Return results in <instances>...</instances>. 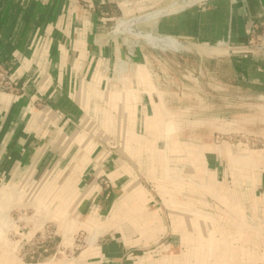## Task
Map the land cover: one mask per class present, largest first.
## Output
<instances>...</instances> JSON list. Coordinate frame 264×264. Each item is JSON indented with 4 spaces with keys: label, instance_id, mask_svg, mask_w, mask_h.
<instances>
[{
    "label": "crops",
    "instance_id": "1",
    "mask_svg": "<svg viewBox=\"0 0 264 264\" xmlns=\"http://www.w3.org/2000/svg\"><path fill=\"white\" fill-rule=\"evenodd\" d=\"M82 1L0 0V64L22 92L0 93V189L11 191L20 170L44 175L41 187L67 174L53 187L56 205L84 220L63 239L90 237L74 264H264V149L175 129L196 122L195 106L183 101L188 91L201 95L217 124L225 115L212 103L226 104L227 92L264 102V52L242 49L264 0H209L142 22L144 33L161 38L144 42L136 75L121 89L108 85L104 61L122 55L96 47L94 34L103 12L122 9L116 0H89V12ZM166 1L142 0V12L163 11ZM191 59L196 68L185 65ZM38 101L45 110H36ZM95 110L118 132L121 153L97 143L113 137L94 125ZM99 169L110 190L95 179ZM0 264L27 263L0 247Z\"/></svg>",
    "mask_w": 264,
    "mask_h": 264
},
{
    "label": "rangeland",
    "instance_id": "2",
    "mask_svg": "<svg viewBox=\"0 0 264 264\" xmlns=\"http://www.w3.org/2000/svg\"><path fill=\"white\" fill-rule=\"evenodd\" d=\"M116 1L118 5H120L122 12L113 13V11L116 10V6H111L110 12H103L104 15L102 18L105 20L100 19V23H98V28L94 34V43L96 47L104 49L106 52L108 50V52L113 53L115 56L122 55V59L113 62L111 65L107 61H104V69L108 78V85L110 87H118L121 89L123 88L126 79L129 80L131 75H136L138 69V62L136 61L137 51L142 50V45H146L144 40L136 36L137 33H144V31H142V22H138V19H141L142 16L144 17V15L148 13L142 12V0ZM185 1L190 0H173L170 4L175 5ZM81 3L85 10H88L89 12L94 10L93 5L89 0H83ZM165 4H169V0L166 1ZM201 4L202 3L196 4L194 7L197 8L199 5L202 6ZM168 7L169 6L164 7V10ZM175 12L178 11L172 13ZM88 16L89 14H87V17ZM128 23L130 26H128ZM160 38L161 37H156L154 41L155 44L159 43ZM155 48L158 47L156 46ZM185 65L192 69L193 67L196 68L198 63L191 59V61L185 63ZM1 66L7 74L5 76V81H2L3 77H0V93L11 97L21 96L22 92H20L19 84L11 78L9 70L4 65ZM207 82L208 79L200 80L199 85H202V83L207 84ZM5 83H10V85L13 86L14 91L8 90ZM191 85H193L192 82ZM227 93L228 101L226 104L221 103V105H218V102L212 103L217 109L220 106L222 109L221 113L223 112L222 114L225 115L224 117H221V123L217 124L214 121H218V119L214 120V117H212L210 121L207 120L208 118H211L209 117L210 112L203 109L201 95L193 93L192 91L186 92L183 101L195 106L194 111L197 119L193 125H178L175 129L185 135L194 134V137L199 136L203 138H207L211 133L216 132L223 138L222 140L229 142L230 144L236 146L242 144L247 146V149L249 148L252 150L264 149V102L252 101L250 94H247L248 92L245 91L241 93ZM99 99L100 97L94 99L96 106L101 104L99 103ZM35 107L37 111H43L47 106L45 103L38 101L36 102ZM257 107L259 108L257 109ZM215 112L218 114L217 110H213L211 114L214 115L216 114ZM203 118H205L208 123H204L202 120ZM92 119L94 125L100 132L102 131V133L107 134L108 137H113L111 142L97 141V143L101 145V149L111 153H118V151L121 153L122 144L114 139L118 132L113 130L112 127L109 128L110 130H106L104 124L101 125L96 110L93 111ZM255 142H258V145L254 147L252 143ZM119 159L123 160V158L120 157ZM101 169H99L98 173L95 175V179L99 178V186H102L105 190H110L112 185L111 181L103 175V170ZM24 171L25 170H20L18 177H14L15 185H13L11 191L7 192L0 189V230H2L3 233V236H0V247L3 248L4 252L16 256L21 262L27 264H30L31 262L34 264H74L83 249L87 246V241L90 237L88 238L86 233L81 232L73 242L67 238L63 239L64 232L73 230L72 227L76 225V223H81L84 220V217H77L78 214H75V208L72 206H62L66 211L65 213V211H59L57 207L58 205H56L58 201L54 198L59 195L58 189L53 187L62 184L66 179L67 174L65 176L63 175V178L61 177L60 179L56 178L58 174H54L49 179V183L50 185L52 184V186L49 187L50 185L46 184L41 187L44 182V175L41 173L36 174L35 172H33V174H23ZM135 175L139 178V181L142 184V173H135ZM126 180L127 179H125V181ZM70 181L71 183L68 182L67 187L71 189L70 185H73V180L71 179ZM34 188H38V190ZM33 191L40 194L39 198L32 199ZM51 201L55 203H51ZM87 224L90 223L87 221L85 223L86 227L92 225V223L90 225ZM46 226L51 227L57 233L59 238L56 247L59 246L58 251L64 253L55 255V251H53L52 254L45 256L39 261L31 260L25 255L26 251H23L21 247L25 242L31 241L33 237ZM4 240H7V243H4ZM88 245L91 246L90 241L88 242ZM60 246L66 247L70 250L65 252L64 248H61Z\"/></svg>",
    "mask_w": 264,
    "mask_h": 264
},
{
    "label": "built area",
    "instance_id": "3",
    "mask_svg": "<svg viewBox=\"0 0 264 264\" xmlns=\"http://www.w3.org/2000/svg\"><path fill=\"white\" fill-rule=\"evenodd\" d=\"M242 49L264 52V15L261 19L253 23V32L248 36L246 44ZM6 74V71L0 66V77H3L2 81H5ZM5 85L8 90L14 91V88L10 83H5ZM252 145L255 147L258 145V142L252 143ZM58 238L59 237L54 229L46 226L43 227V229L38 232L31 241L25 242L21 249L26 251L25 255L31 260L39 261L45 256L52 254L53 251H55V255L63 253L58 251L59 246L56 247Z\"/></svg>",
    "mask_w": 264,
    "mask_h": 264
},
{
    "label": "bare ground",
    "instance_id": "4",
    "mask_svg": "<svg viewBox=\"0 0 264 264\" xmlns=\"http://www.w3.org/2000/svg\"><path fill=\"white\" fill-rule=\"evenodd\" d=\"M207 0H190V1H185V2H182V3H177L175 5H171L168 9H165L163 11H157V12H154V13H151V14H148V15H144V17L142 16L141 19H138V22H144V21H151L153 23H156L157 20L162 17L163 15H167V13H172L174 11H179L183 8H186V7H189V6H192V5H196V4H199V3H203ZM129 24V23H128ZM132 24V23H131ZM130 26V24L128 25ZM124 27V26H123ZM129 32V31H128ZM121 33V32H120ZM157 33V32H156ZM121 35V34H120ZM131 35V33H130ZM136 36L138 38H141L142 40H144L145 43L153 46L155 45V39H156V36L152 35L151 33H137ZM138 42V41H137ZM135 46V45H134ZM137 47V46H136ZM120 64V63H119ZM131 65V64H130ZM118 71V70H117ZM133 71V70H132ZM62 220V219H61ZM77 221V220H76ZM64 228V227H63ZM64 235V234H63ZM68 235V234H67ZM0 236L2 237L3 236V233H2V230H0ZM96 238H93L90 240L91 242V245L92 244H95V240ZM4 243H7V240H4ZM9 244V243H8Z\"/></svg>",
    "mask_w": 264,
    "mask_h": 264
},
{
    "label": "water",
    "instance_id": "5",
    "mask_svg": "<svg viewBox=\"0 0 264 264\" xmlns=\"http://www.w3.org/2000/svg\"><path fill=\"white\" fill-rule=\"evenodd\" d=\"M209 0H207V1H205V2H203L202 4H205V3H207Z\"/></svg>",
    "mask_w": 264,
    "mask_h": 264
}]
</instances>
